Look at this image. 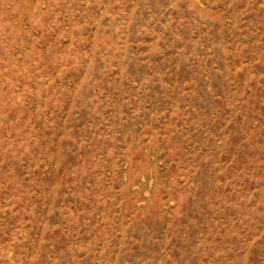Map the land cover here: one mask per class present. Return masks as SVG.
<instances>
[{"label":"rangeland","instance_id":"rangeland-1","mask_svg":"<svg viewBox=\"0 0 264 264\" xmlns=\"http://www.w3.org/2000/svg\"><path fill=\"white\" fill-rule=\"evenodd\" d=\"M0 264H264V0H0Z\"/></svg>","mask_w":264,"mask_h":264}]
</instances>
